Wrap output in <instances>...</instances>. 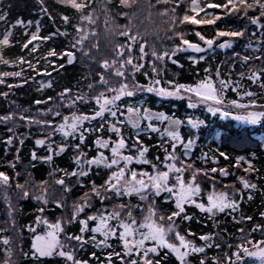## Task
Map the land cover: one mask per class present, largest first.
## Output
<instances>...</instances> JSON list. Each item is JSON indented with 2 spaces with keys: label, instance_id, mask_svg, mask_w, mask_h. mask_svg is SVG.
<instances>
[{
  "label": "snow or ice",
  "instance_id": "6c2138e0",
  "mask_svg": "<svg viewBox=\"0 0 264 264\" xmlns=\"http://www.w3.org/2000/svg\"><path fill=\"white\" fill-rule=\"evenodd\" d=\"M55 2L73 10L78 20L77 23H72L69 15L60 16L64 25H71L74 29L70 47L62 52L52 48L43 56H37L43 42L54 36L67 37L69 32L56 29L49 36H41L37 22L36 31L25 32L26 39L21 42L14 38L12 29L16 26L26 27L32 22L28 21L25 25L23 20H17L14 25L0 30V65L12 66L19 70L0 71V84H6L9 77H22L26 70L36 76L50 77L53 72L65 66L57 65L55 60H64L66 57V63L72 64L77 59V53L95 64L98 68L95 71V79L85 77L90 81L86 85L87 92L73 94L71 89L66 88L58 94L57 108H48L41 112L42 116H50L51 119L23 115L19 118L29 124L40 125L46 130L45 138L35 141L38 147L47 146L49 154L44 158L46 162H51L54 155H60L69 147L64 143L54 148L52 137L59 135L64 141H78L71 145L76 152L73 158L76 168L71 172L59 170L63 175L55 180V184L61 186L65 192L71 191V188L64 177H76V183L83 187L81 178L89 176L94 169H105L107 173L102 184L90 182V191L85 192L80 200L73 204L72 212L67 218L53 222L43 215L36 217L33 225H29L27 229L33 233L31 256L37 260L57 256L62 258L65 264H89V260L77 258V251L91 244L96 249L105 250L103 259L96 251L90 253V259L96 260L98 264H161V260L169 256L175 259L176 264H191L190 257L199 254H204L199 264H207L206 250L212 247L220 250L222 244L215 242L219 237L212 233L197 237L191 230L181 229V221L193 219L187 214L188 207L198 209L214 222L218 214L232 216V213H240L243 193L257 188L248 176L258 170L250 160L239 156L234 167L242 168L248 174L236 177L240 188H236L235 184L218 187L217 174L227 177L230 175L228 169L196 167L192 152L198 137L194 132L187 138L181 134L183 126L198 130L205 122L195 116L181 119L174 114L156 112L143 103L132 102V98L141 93H151L161 98L186 99L190 109L204 106L207 112L213 116L218 114L221 120L237 122L235 127L231 124L221 125L222 133H217L221 139L251 138V133L245 126L264 124V103H260L258 99L264 96V40L259 39L264 35V0H223V3H213L211 0H156V4L172 5L158 12L160 17L166 18L163 20L167 27L165 38L168 41H176L170 46V50L164 51L158 50L156 43L150 44L145 35L133 29L130 13H119L120 16L127 17L129 23L116 25L115 14L108 8L112 0H100L102 7H93L96 0ZM40 3L43 4V0H40ZM137 3L138 0H119L122 8H132ZM181 4H186L187 7L183 15H177ZM208 9H221L225 16L242 14L243 18L256 28L251 36L257 38L259 47L256 51H261V55L241 56L239 53H233V59L239 61L242 66H249L250 61H261L259 68L249 66L248 73L241 71L240 79L235 81L230 77L222 78L219 68L216 69L215 76L210 69H205L206 74L194 84L166 81L168 87H164L158 78L161 69L157 62L162 64L167 58L176 64L177 61L173 57L178 53H205L213 50L214 45L220 49H231L234 43L232 38L246 36L247 29L217 31L214 39H207L199 31H195L194 35L203 42V46L187 39L189 33L182 30L181 26L213 25L222 18ZM42 11L48 14L46 8H42ZM5 20L6 14L0 13V21ZM101 31L107 37L123 38L121 42L109 41L110 47L104 58L96 55L101 47L98 39ZM223 37L229 39L217 43ZM155 39L159 41L160 38L156 36ZM17 45L21 52L26 51L33 59L24 55L13 60L6 58L5 51ZM247 47L252 48V42H249ZM189 59L198 63L204 56ZM41 61L50 65L51 71L37 67ZM148 67L151 68V74L147 70ZM235 67L236 64L233 63V69ZM138 73L144 76L147 84H142L136 79ZM29 79H35V76L25 78L23 82L27 83ZM245 79L256 85L259 91L246 89L241 83V80ZM7 86L12 88L15 85ZM51 86V81L41 83V88ZM228 91L235 93L238 99L229 100L226 96ZM2 95L7 96V93ZM48 100H52V97ZM47 102L35 101L37 105ZM80 105H91V111H80ZM61 108L67 109V114L62 113ZM56 117L60 118L59 123L55 122ZM12 119V115L0 116V122ZM153 134L159 139L152 147L159 149L163 155L150 158L151 147L145 144L142 137L151 138ZM89 135H95L92 141L95 154L91 156L82 150V145ZM11 142L12 139L9 138L8 143ZM220 157L225 160L229 158L226 153L218 151V155L212 156L202 153L198 159L205 164L209 161L218 164ZM32 159H37L35 152ZM245 164L247 167H243ZM10 167L15 168V164H10ZM50 175L54 176L55 172ZM12 179L7 173L0 171V188L11 187ZM46 185L48 181H42L38 186L39 194L33 197L44 205L49 203V189ZM30 186L35 187L29 181L25 184H15L23 198L30 196ZM94 197L99 201V208L93 203ZM161 199L171 205V210H162L161 204L158 203ZM248 199L251 200L252 196L248 195ZM55 204L57 208L65 207L59 200L55 201ZM44 210L43 207L39 209L41 213ZM260 216L264 218V212H261ZM232 219L237 224L253 220L251 216L242 214L239 217L232 216ZM70 224L79 225V234L66 231L67 225ZM40 226H43L42 232L37 231ZM238 232V242L227 244L229 251L213 258L211 264H245L246 258H252L256 264H264V239H255L253 236L254 233L264 236V224L257 223L251 229L241 227ZM197 240L203 243L197 244ZM3 244L8 245L9 240L3 239Z\"/></svg>",
  "mask_w": 264,
  "mask_h": 264
},
{
  "label": "trees",
  "instance_id": "16d2710c",
  "mask_svg": "<svg viewBox=\"0 0 264 264\" xmlns=\"http://www.w3.org/2000/svg\"><path fill=\"white\" fill-rule=\"evenodd\" d=\"M213 3H223V0H211ZM100 5V0H96L93 7ZM153 5H155L153 7ZM170 8L172 5L156 4V0H138V3L132 8H122L119 5V0H112V3L108 5V8L115 14L116 25H127L129 20L127 17L120 16L121 12H128L132 15L131 26L134 30H139L141 34L145 35L149 42H156L158 46L170 47L176 41H168L165 38V32L167 27L163 24V20L166 18L160 17L158 12L163 11L164 8ZM186 4H181L177 9V15H183L186 9ZM42 8H46L48 14L46 15ZM209 12L220 15L222 18L216 21L213 25H183L182 30L189 33L186 38L192 42H198V37L194 35L195 31H199L203 36L209 39L215 37L217 31H241L244 29L246 19L239 18L241 14L225 16L221 9H208ZM0 13L6 14V20L0 21V30L5 27H10L14 25L17 20H23L25 25L28 21H31V25L26 27L16 26L12 29L14 33V38L23 42L26 39L25 32H35L37 22L40 26V35L49 36L56 29L60 31L67 30L69 35L65 36H54L52 39L43 42L40 46L37 56H43L49 49H56L57 52H62L70 47V42L72 40V34H74V29L71 25H64L60 19L62 14L69 15L72 18V23H77L78 20L73 12L69 8H65L55 2V0H43V4L40 0H0ZM253 15L254 13H249ZM203 16V13H201ZM51 17V19L49 18ZM199 19V17H197ZM210 18V17H205ZM248 23V22H247ZM246 23V24H247ZM247 34L245 37H240L237 41L233 43V47L228 50L220 49L216 46L213 50L204 53V59L198 63H194L190 57V53L183 52L178 53L174 59L177 61L176 64L171 62L174 67L175 74L166 70L163 75L160 74L159 78H163L164 81L175 79L179 83H195L198 78L204 76L205 69L207 65H210L211 72L216 71L217 68L220 69L221 77L232 80H239V67L242 66L239 61H234L233 53H239L243 55H261V51H256L259 47L257 44V38L252 37L251 33L256 31V28L249 23L247 24ZM169 35L171 33H168ZM156 36H159V41H156ZM225 38V37H223ZM222 38V39H223ZM98 39L101 42V47L99 53H96L100 58H104L107 49L110 47L109 41L112 43L121 42L122 37H107L101 31L99 33ZM260 40H264V35L259 37ZM252 42L253 47L249 48L247 45ZM229 51V53H228ZM264 51V49H262ZM232 53V54H231ZM21 55L26 56L28 59H33L31 56L27 55V52H21L19 45L9 48L5 51V56L9 60H13ZM67 58L64 60H55L57 65L64 64L65 66L57 72H53L49 76H36L35 73L30 70H26L24 75L20 78L9 77L7 78L6 84H0V116H7L15 107L22 109H33L37 106L43 108H48L50 103L58 101V94L64 91V89H71L73 94H83L87 92V83L89 77L91 80L95 79V71L98 70L95 64L90 63L84 57L77 53V59L72 64L66 63ZM233 62L236 64L234 69H230V65ZM252 62V61H250ZM35 63V60H33ZM26 67V66H25ZM41 69L47 68L51 71V66L46 65L43 61L37 66ZM208 69V68H207ZM18 68L12 66L0 65V71H17ZM242 71L247 74V66H242ZM151 74V69H148ZM162 72V71H161ZM164 72V71H163ZM35 79H29L27 83H24V79L27 77H33ZM137 78L142 82L146 83L147 80L144 76L138 73ZM48 81L52 82V86L41 88V83H46ZM242 85L251 91L258 92L259 89L256 85L251 84L248 80H241ZM7 84L15 85L9 88ZM2 93H7V96L2 95ZM232 98H237L236 94L228 91L226 93ZM52 97V100H48ZM229 99V97H227ZM260 103H264V96H260ZM48 101L47 103H42L37 105L35 101ZM135 102L141 101L144 105L151 109H157L172 113L173 111L178 116L186 117L189 110L186 106V99H176V98H161L157 97L151 93H141L138 96L132 98ZM91 105H80V111L90 112ZM190 109V108H189ZM67 113L68 110L64 109ZM195 109H190V115ZM204 117V125L201 126L197 131V144L192 152V159L196 163V167H219L228 169L230 175L227 177H221L217 174L216 177L223 178L225 183L236 182V177L238 174L241 176L248 175L242 168L234 167L236 163V158L239 156H244L246 159L250 160L253 166L258 170L256 173L248 176V178L257 185L256 189L246 190L243 193V199L240 201L241 212L232 213V216L239 217L241 214L243 216H251L253 220L251 222H244L242 224H237L233 221L232 216L227 214H218L216 221L209 220L207 216L200 213L198 209L194 207H188L187 214L191 215L193 219L191 221H181L180 225L183 230H191L196 233L197 237L206 233H212L219 239L215 240L216 243H221L222 248L220 250L212 247L207 249V264H211L212 259L223 254V252L229 251L226 247L227 244H235L240 233L238 229L243 227L246 229H251L255 224H264V218L260 216L261 212H264V124L257 126H245L251 133V138L246 137L243 140L239 139H227L223 140L217 133H222L221 125H227L224 120H221L218 115H210L206 110H202ZM60 121L59 117L55 118ZM96 122H93L95 124ZM235 127V126H234ZM11 129L9 123L0 122V171L7 173L12 177L11 187L4 189L0 188V208L4 201H15L16 206V228L15 232L17 234V240L19 245L15 247L16 252H20L17 260V264H65V261L57 256L52 257H42L39 260L34 259L31 256V242L33 233L29 232L28 226L33 225L36 217L40 213L39 208L41 202L35 200L33 197L39 194L38 186L42 181H48L46 185L49 189V203L46 205L44 213L49 214L51 217H55L60 211V208L56 207L55 200L53 196L58 192H63L64 190L61 186L55 184V180L59 179L63 173L59 170H64L71 172L76 168L74 163V156L76 152L71 145H74L78 141L69 139L64 141V139L56 135L52 137L55 142L67 143L69 147L67 150L60 155H54L51 162H46L44 158L49 154L47 146L38 147L35 144V137L39 135L45 136V131L31 129L29 134L19 136L15 134ZM9 138L12 139L11 144L8 143ZM55 138V140H54ZM95 139V135H89L87 141L82 145V150L88 152L89 156L94 155V149L92 147V141ZM146 145L151 147L149 156L151 158L155 157L156 154L162 153L159 149L152 147L154 146L159 137L153 134L151 138L148 136L142 137ZM21 140L23 143H21ZM55 144L53 143V146ZM226 153L229 157L227 160L220 157L218 164H213L209 161L207 164L202 162L198 157L202 153H208L209 156L218 155V151ZM33 152L36 153L37 159H32ZM17 157V158H16ZM15 158V159H14ZM10 164H15V168L10 167ZM247 167V165H243ZM55 172V175H50ZM17 173L19 175H17ZM107 170L105 169H94L89 176L81 178L83 181V187L76 183V179L64 177L66 183L71 188V195L77 198L81 193H83L88 187H91V181H95L97 184H102L106 178ZM29 181L31 185L35 187H29L30 196L28 198H23L20 195V191L15 187V184L21 183L25 184ZM70 191L68 192V195ZM248 195L252 196V199H248ZM6 197V198H5ZM158 203L161 204L164 210H171V205L164 203L163 199L159 200ZM38 232L43 231V226L37 228ZM67 232L72 234H79V225L70 224L67 225ZM5 233L10 234V230L4 228L2 220L0 219V256L3 254L5 244H3V239ZM255 239H264L260 233H254ZM115 243V242H114ZM197 244H202V241L197 240ZM118 249V244L116 245ZM96 251L97 254L103 259L105 250H100L92 247L91 244L85 246L82 250L77 251L78 259H87L89 264H98L94 259H90V253ZM28 255H25V254ZM163 256V253L161 254ZM204 254L194 255L190 257L191 264H199V260L203 258ZM118 264V262H117ZM161 264H176L173 257L169 256L167 259H162ZM245 264H256L252 258H246Z\"/></svg>",
  "mask_w": 264,
  "mask_h": 264
},
{
  "label": "rangeland",
  "instance_id": "374dc122",
  "mask_svg": "<svg viewBox=\"0 0 264 264\" xmlns=\"http://www.w3.org/2000/svg\"><path fill=\"white\" fill-rule=\"evenodd\" d=\"M239 18H243L242 14L238 16ZM248 21L246 20L245 22V26H244V29L246 27H248ZM247 23V24H246ZM193 26V25H192ZM243 29V30H244ZM240 37L238 38H232L235 41H237ZM188 39V38H187ZM209 39V38H207ZM214 39V38H213ZM225 39H229L228 37H225L223 39H220L219 41H217V43H220L222 42L223 40ZM198 42L200 43H203L202 41L199 40V38L197 39ZM150 44L152 43H156V42H149ZM176 43V42H175ZM157 45V44H156ZM157 48L158 50L160 51H164V50H170V47H162V46H158L157 45ZM228 50V49H226ZM229 53V51H228ZM232 54V53H231ZM174 59V57H173ZM158 63V66L160 67L161 69V73L164 75L166 73V70L171 72L172 74L176 75L175 74V69L174 67L171 65V61L168 60L167 58L165 59V61L160 64L159 62ZM233 60H232V63L230 65V69L232 70L233 69ZM261 64V61H252L249 63V66L251 67H254V68H259V65ZM249 66H247V68H249ZM210 69V65L208 64L206 69ZM148 69H151L150 67H148ZM147 69V70H148ZM242 66L239 67V73L242 71ZM164 71V72H163ZM215 73L216 71L212 72V75L215 76ZM247 73H248V70H247ZM203 77V76H202ZM202 77L198 78L201 79ZM159 78V77H158ZM136 79L142 83V84H147L142 82L141 80H139L136 76ZM161 80V83L164 87H168V85L165 83L166 81L163 80V78H159ZM197 80V81H198ZM169 81H175L176 83H179L178 81H176L175 79H170ZM196 81V82H197ZM195 82V83H196ZM183 84V83H182ZM184 84H194V83H184ZM143 94V93H142ZM234 99H238L237 98H234ZM186 104H188V101L186 100ZM58 107V101H54L53 103H50L49 104V107L48 108H57ZM200 107H204V106H200ZM48 108H43L41 106H37L33 109H22V108H19V107H15L11 112H9L8 115H12L13 116V119L12 120H9L7 121L11 127V129L13 130V132L15 134H18L20 137L25 135V134H29L31 132V129L34 128L35 130H39V131H46L45 129H42L40 125H36V124H29L26 120H21L19 117L20 116H25V117H35V118H38V119H51L50 116L46 117V116H42L41 115V112L42 111H46ZM193 110V109H192ZM60 111L64 114H67L65 113L66 111L61 108ZM196 116H199V114L201 113V111L199 110V107L196 108L194 110ZM7 115V116H8ZM55 122L59 123L60 121H57L55 119ZM47 131H50V130H47ZM197 131L198 130H191V129H187L186 131V134L189 136L190 134H192L194 132L195 135H197ZM186 136V138L188 137ZM45 136L43 135H39V136H36L34 140H37V139H44ZM55 140V138H54ZM54 148L61 145V144H64L62 142H55L54 141ZM150 157V156H149ZM17 158V157H16ZM151 158V157H150ZM15 159V158H14ZM238 176H241V174H238ZM73 178V177H72ZM76 179V177H74ZM217 178V181L219 182L218 183V187L219 186H222V185H233L235 184L236 188H240V185L239 183L237 182H229V183H225V181L223 180V178H220V177H216ZM71 179V178H70ZM91 185V184H90ZM70 187V186H69ZM91 189V187H88L83 193H81L77 198H74L72 195H71V192L70 191V194L68 195V192H58L57 194H55L53 197H54V200L57 201H62L64 204H65V207L64 208H60L61 211L55 216V217H51L49 214H45L44 212L43 213H39V215H43L45 217H47L50 221H55L57 219H60V218H67L68 216H70L71 212H72V206L74 203L78 202L81 198V196L85 193V192H89ZM49 199V197H48ZM93 203L96 205L97 208L100 207V204H99V201L94 197L93 198ZM43 207L45 209L46 205L42 204L41 203V206L40 208ZM39 208V209H40ZM162 210H164L162 208ZM87 211V210H86ZM83 216V214H81ZM219 216V215H218ZM0 219L2 220V223L4 225V228H6L7 230H10V234H7L5 233V236H4V239H8L9 240V244L8 245H5L4 247V251H3V254L0 256V264H17V260H18V257L20 255V252H16V249L15 247L17 246H20L19 245V241L17 240V234L15 232V228H16V206H15V201H4L3 202V205L1 206L0 208ZM182 229V228H181ZM183 230V229H182ZM63 238V237H62ZM238 240L235 242L237 243Z\"/></svg>",
  "mask_w": 264,
  "mask_h": 264
},
{
  "label": "flooded vegetation",
  "instance_id": "af4514ba",
  "mask_svg": "<svg viewBox=\"0 0 264 264\" xmlns=\"http://www.w3.org/2000/svg\"><path fill=\"white\" fill-rule=\"evenodd\" d=\"M215 46V45H214ZM213 46V47H214ZM199 56H204V53H200V54H196V53H190V57H199ZM226 96L227 97H229V100H231V99H234V98H232L231 96H228L227 94H226ZM132 102H135L134 100H132ZM139 103H141V101H139ZM144 106H146L147 107V105H144ZM186 106H187V104H186ZM188 108V107H187ZM205 110V108L204 107H199V110L201 111V113L199 114V116H196V114H195V112L193 113H191V115H190V109L188 108V110H189V112H188V114H186V117L187 116H195V117H197V118H200L201 116H203L204 117V114H203V111L202 110ZM161 112H164V113H166V114H169V115H179V114H176L174 111L172 112V113H169V112H167V111H165L164 109H162V110H160ZM210 115H212L211 113H210ZM218 115V114H217ZM181 116V115H180ZM219 116V115H218ZM183 118H185L184 116H182ZM200 120H203V118H201ZM204 121V120H203ZM224 122H226L227 123V125H229V124H231L232 126H236L237 125V122H235V121H229V120H224ZM187 129H188V127L187 126H183L182 128H181V134L183 135V136H188L187 134H186V131H187ZM94 154H95V151H94ZM158 155H160V154H158Z\"/></svg>",
  "mask_w": 264,
  "mask_h": 264
},
{
  "label": "water",
  "instance_id": "95a60500",
  "mask_svg": "<svg viewBox=\"0 0 264 264\" xmlns=\"http://www.w3.org/2000/svg\"><path fill=\"white\" fill-rule=\"evenodd\" d=\"M202 45V44H201ZM203 46V45H202ZM225 50V49H224ZM189 52H191V51H189ZM153 111H156V112H161V111H159V110H157V109H152ZM176 117H179V118H181V119H183L181 116H177V115H175Z\"/></svg>",
  "mask_w": 264,
  "mask_h": 264
}]
</instances>
